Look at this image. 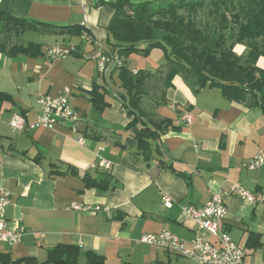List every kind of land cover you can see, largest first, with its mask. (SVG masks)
Returning a JSON list of instances; mask_svg holds the SVG:
<instances>
[{
	"label": "crops",
	"instance_id": "1",
	"mask_svg": "<svg viewBox=\"0 0 264 264\" xmlns=\"http://www.w3.org/2000/svg\"><path fill=\"white\" fill-rule=\"evenodd\" d=\"M0 10L20 19L80 26L106 51H113L106 30L113 15L109 3L0 0ZM23 40L38 45L40 53L12 58L0 54V94L6 97L0 101V187L10 197L5 209L8 228L22 227L28 233L14 247L0 244V256L28 261L21 264H46L47 250L62 244L78 247L81 254L94 253L105 264H197L138 240L166 230L186 247L195 236L217 244L208 233L197 231L182 209L200 208L212 194H219L226 207L223 230L243 249L246 264H264V204L245 203L230 191L239 184L264 197V166L243 167L264 152L261 108L230 102L217 88L192 93L175 77L165 92L166 104L158 108L175 128L153 144L151 160H132L130 151L83 132L86 125H95L122 140L128 136L116 64L99 75L95 64L82 58L92 46L79 37L28 31ZM62 44L77 45L79 53L62 60L46 58V48ZM258 66L264 68L263 58ZM95 86L105 93L107 107L102 112L90 102ZM66 88L78 117L74 124L21 133L10 128L13 114L33 122L39 114L38 98L57 96ZM185 115L191 118L189 125ZM102 161L110 163L108 169ZM85 178L95 180V187H87ZM165 197L170 207L164 206ZM84 207L91 210L84 212ZM84 262L81 256L80 264Z\"/></svg>",
	"mask_w": 264,
	"mask_h": 264
},
{
	"label": "trees",
	"instance_id": "2",
	"mask_svg": "<svg viewBox=\"0 0 264 264\" xmlns=\"http://www.w3.org/2000/svg\"><path fill=\"white\" fill-rule=\"evenodd\" d=\"M109 4L113 15L106 30L112 53L123 59L118 79L129 120L124 127L128 136L122 140L95 125H86L84 135L130 151L132 160L148 162L153 144L175 128L158 113L175 77L192 93L217 88L230 102L264 111V68L258 66L259 59H264V0H117ZM84 30L77 25L20 19L0 10V54L9 58L39 54L38 45L23 40L28 31L79 37ZM153 50H160L165 60L153 72L129 69L130 55L147 57ZM5 99L0 94V101ZM90 102L101 112L107 107L105 93L97 86L90 92ZM84 180L87 187H95V180ZM81 256L84 264H105L94 253L81 254L78 247L62 244L47 250L45 263L80 264ZM22 262L28 261L11 262L0 256V264Z\"/></svg>",
	"mask_w": 264,
	"mask_h": 264
},
{
	"label": "built area",
	"instance_id": "3",
	"mask_svg": "<svg viewBox=\"0 0 264 264\" xmlns=\"http://www.w3.org/2000/svg\"><path fill=\"white\" fill-rule=\"evenodd\" d=\"M79 39L82 42L92 46L90 53H83L82 58L86 61H92L99 75H106L110 66L116 64V67L122 65V60L115 53H110L97 41H94L87 31H82ZM79 53V47L74 44L53 45L46 48L45 56L49 60H62ZM71 91L64 89L57 96H40L37 104L39 114L33 122H28L24 115L13 114L9 126L18 133L24 131L42 129H53L56 126H65L74 124L77 120V113L69 103ZM187 125L191 123L189 115L184 116ZM80 144L84 139L79 138ZM197 148V145H194ZM101 165L108 169L110 163L102 161ZM264 166V152H257L255 156L243 165L244 168L255 170ZM233 195L241 201L256 205L264 204V197L259 192L250 191L239 184H233L230 187ZM10 203L9 194L0 187V244L8 247L18 245L23 236L28 232L19 227L9 229L5 218V209ZM171 200L164 198V206L170 207ZM74 209L80 210L77 205ZM91 210L84 207L82 211ZM183 214L190 219L197 231L208 233L214 237L217 244H212L200 236H195L194 240L186 247L184 243L169 231L162 230L155 234H145L140 237L138 243L154 247L156 250L172 252L197 264H246L244 262V251L237 246L230 236L223 230L222 222L226 217V207L219 194H212L210 199L200 208L187 206L182 209ZM36 236V234H33Z\"/></svg>",
	"mask_w": 264,
	"mask_h": 264
},
{
	"label": "rangeland",
	"instance_id": "4",
	"mask_svg": "<svg viewBox=\"0 0 264 264\" xmlns=\"http://www.w3.org/2000/svg\"><path fill=\"white\" fill-rule=\"evenodd\" d=\"M135 2H140L143 0H134ZM160 60H164L163 53L160 50H153L147 57H141L138 55H130L127 59L129 63L128 66L130 69H148L154 71L157 66L160 64ZM118 73L116 72L115 76L118 79Z\"/></svg>",
	"mask_w": 264,
	"mask_h": 264
},
{
	"label": "water",
	"instance_id": "5",
	"mask_svg": "<svg viewBox=\"0 0 264 264\" xmlns=\"http://www.w3.org/2000/svg\"><path fill=\"white\" fill-rule=\"evenodd\" d=\"M100 1L105 2V3H114L117 0H100Z\"/></svg>",
	"mask_w": 264,
	"mask_h": 264
}]
</instances>
